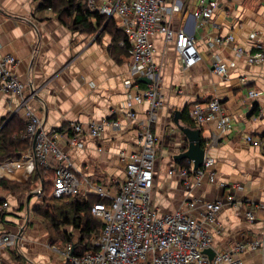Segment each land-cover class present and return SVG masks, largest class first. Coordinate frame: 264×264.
<instances>
[{
    "label": "crops",
    "instance_id": "obj_1",
    "mask_svg": "<svg viewBox=\"0 0 264 264\" xmlns=\"http://www.w3.org/2000/svg\"><path fill=\"white\" fill-rule=\"evenodd\" d=\"M41 1L0 0L1 52L17 60L13 72L25 85L27 101L24 106L20 98L0 94V121L17 116L24 124L26 110H30L42 122L43 131L54 133L58 149L77 172L79 197L94 194L90 185L114 196L125 177L118 153L135 149L136 131L147 123L150 104L143 101L131 109L125 107L133 92L124 86L131 79V59L123 52L122 41L113 52L112 38L102 34V28L95 34L74 32L54 12L37 10ZM176 1L179 11L169 18V26L192 36L202 59L186 69L173 42L158 32L150 36L155 49L153 61L161 68L158 86L162 102L150 126L156 139L151 199L163 215L183 210L185 200L204 203L232 195L235 204L223 206L217 217L221 232L205 227L212 236L209 250L213 254L233 252L243 240L264 237V64L254 66L238 60L226 77H217L211 73L212 57L228 62L233 54L227 47L209 49L208 41L218 34H231L235 44L250 50L251 32L264 33V0H218L212 19L203 26L192 14L210 0ZM113 20L119 30V18L114 16ZM249 90L260 96L250 98ZM211 100H217L231 118V128L225 134L216 130L214 122L194 124L186 111L193 104ZM103 120L118 121L119 128L106 126L94 141L88 125ZM70 123L82 126V148L68 143ZM180 128L199 132L204 155L213 160L209 169L215 175L213 182L204 177L197 183L192 176L168 174L174 167L193 169L191 161L176 160L189 144ZM246 136L258 139L260 145H249L244 141ZM181 161L187 168L181 167ZM48 162L51 169L57 166L51 156ZM42 175L32 148L19 160L0 164V180L20 185L29 182L27 190L0 188V200L9 205L0 214V234L10 233L17 239L14 248L0 253L4 264H67L63 249L79 239L78 230L65 226L61 233L67 234L70 242L52 240L45 221L34 214L33 209L44 198L46 178ZM249 208L254 211L251 223L245 220ZM200 210L197 207L193 214ZM236 256L241 264H264V256L256 252L247 250Z\"/></svg>",
    "mask_w": 264,
    "mask_h": 264
},
{
    "label": "built area",
    "instance_id": "obj_2",
    "mask_svg": "<svg viewBox=\"0 0 264 264\" xmlns=\"http://www.w3.org/2000/svg\"><path fill=\"white\" fill-rule=\"evenodd\" d=\"M88 11L110 18L117 16L125 36L122 46L127 45L130 54L129 74L131 79L124 84L126 90L133 94L128 96L126 108L134 104L149 102L150 108L147 123L136 131L137 143L134 150L118 153L124 166L125 177L116 194L109 196L99 186H89L99 198L110 201L109 205L97 204L91 209L92 217L102 223V229L96 238L95 250L82 255L72 254V246H67L64 255L68 264H241L238 257L247 250L264 256V237L261 239L243 240L236 245L232 252H215L212 260L204 254L212 247V236L205 226H211L216 233L222 227L218 214L225 205H234L232 195L227 194L223 199L201 203L196 200H185L183 210L179 209L170 214L160 215L151 199L153 188V164L156 159V139L151 133L150 126L156 121V112L162 106L159 91V76L161 68L153 61L155 54L150 36L155 32L163 34L168 42H173L174 50L186 69L194 67L201 61V55L196 47L195 39L184 29L174 31L169 26V18L179 11L176 0H83ZM218 0H210L206 5L201 4L192 17L203 26L210 22ZM252 42L250 50L234 43L231 34H218L208 41L209 49L227 47L233 54V59L222 62L218 57L211 59V73L224 78L229 70L236 67L241 60L249 65L264 64V33L252 31L249 35ZM17 60L1 52L0 44V92L21 99L24 98L25 85L16 77L13 70ZM139 78H146L150 84L140 86ZM242 83L245 78H240ZM248 96L257 99L259 92L248 91ZM25 134L34 142V158L42 170L51 169L48 156L57 163L53 169L51 197L62 199L75 197L80 194L81 181L66 154L61 152L56 143V136L39 129L40 119L30 110L25 113ZM188 115L196 125L214 122L216 130L225 134L231 128V118L224 112L217 100L207 103H196L190 106ZM129 117L134 118L133 113ZM106 126L119 128L118 121L103 120L99 124H89L88 134L98 140ZM72 134L68 138L71 147L82 148L80 141L82 126L70 123ZM216 140L213 137L212 142ZM244 141L251 146H258V139L246 136ZM208 146V145H207ZM101 151V149H98ZM213 161L204 155L201 169L172 168L168 174H177L185 178L192 176L199 183L204 177L209 182L214 181V173L209 169ZM87 185V184H86ZM187 185V184H186ZM224 186V184H220ZM197 207L201 210L193 214ZM9 209L6 202L0 205V214ZM247 222L254 221V211L249 208L245 213ZM16 237L10 233L0 234V253L10 250L16 245ZM0 264H4L0 260Z\"/></svg>",
    "mask_w": 264,
    "mask_h": 264
},
{
    "label": "trees",
    "instance_id": "obj_3",
    "mask_svg": "<svg viewBox=\"0 0 264 264\" xmlns=\"http://www.w3.org/2000/svg\"><path fill=\"white\" fill-rule=\"evenodd\" d=\"M37 10H50L54 12L57 18L74 32L95 34L102 28V34H106L112 38L111 51H115L118 42H123L126 39L122 32L116 29L112 19L108 20L98 13L88 11L83 0H42ZM122 49L130 57L128 46L125 45ZM188 109L186 108V111ZM8 118L0 121V128L3 126L0 129V164L9 160H19L23 154L32 148V140L23 138L26 124H23L17 116H13L9 120ZM68 133L72 134V131L69 129ZM262 137L264 138V133ZM180 163L182 168H187L185 165H182V161ZM40 170L42 174L49 175L52 188L53 170L49 169L47 172L42 169ZM0 188L8 191L27 190L29 189V182L19 185L0 180ZM51 199L55 201H67L65 202L66 208L62 210L59 207L57 212H55L54 209L58 206H51L48 202H43L37 205L33 209V212L47 222L46 225L50 236H52V240H60L68 244L70 237L65 233H61V228L71 226L73 229L78 230L80 234L77 242L72 244V254L78 256L87 251L95 250V246L91 243L99 235L103 225L92 217L91 209L97 204L109 205L110 201L99 198L94 194L87 195L84 198L77 195L75 197ZM2 202L0 200V205Z\"/></svg>",
    "mask_w": 264,
    "mask_h": 264
},
{
    "label": "water",
    "instance_id": "obj_4",
    "mask_svg": "<svg viewBox=\"0 0 264 264\" xmlns=\"http://www.w3.org/2000/svg\"><path fill=\"white\" fill-rule=\"evenodd\" d=\"M138 82L144 83L146 85L150 84V81L146 78H139ZM31 92L33 93V95H36L33 90H31ZM41 128H42V122L40 123L39 129ZM180 130L186 136L189 144L187 150L184 153L176 156V160L191 161L193 164V170L196 171L202 166L204 160V150L201 146V139L199 136V132L192 131L189 129H182V128H180ZM32 154L34 155V142L32 143ZM28 199L29 198L27 197L26 199L27 203H28ZM204 254L208 257L209 260H212L214 256V254L210 250H206Z\"/></svg>",
    "mask_w": 264,
    "mask_h": 264
},
{
    "label": "rangeland",
    "instance_id": "obj_5",
    "mask_svg": "<svg viewBox=\"0 0 264 264\" xmlns=\"http://www.w3.org/2000/svg\"><path fill=\"white\" fill-rule=\"evenodd\" d=\"M85 2V1H84ZM113 17L114 16H112V17H110V18H107L108 20L109 19H112L113 20ZM113 23H114V20L112 21ZM119 30L122 32V29H121V27H119ZM122 34H123V32H122ZM124 35V34H123ZM0 94H4V95H9V94H5V93H1L0 92ZM9 96H12V95H9ZM189 110V109H188ZM94 140V139H93ZM95 141V140H94ZM49 157H50V155L48 156V159H49ZM209 159H211V158H209ZM212 160V159H211ZM213 161V160H212ZM54 169V168H53ZM53 169H51V170H53ZM48 170H45V172H47ZM41 175H42V173H41ZM43 176V175H42ZM43 177H45L46 178V181L44 182V187H43V200H41V202H40V204H42L43 202L44 203H46V202H48V204H50L51 206H53V205H55V206H58V207H55V209H54V211L55 212H57V210H58V208L59 207H61L62 208V210H64L66 207H65V202H67V201H55V200H52L51 198V184H50V181H51V178H49V175H44ZM214 178H215V175H214ZM2 181V180H1ZM14 184V183H13ZM20 185V184H19ZM112 197V196H111ZM205 203V202H204ZM45 223L47 224V222L45 221ZM96 238L97 237H95L94 239H93V241H92V245L93 246H95V243H96ZM65 243V242H64ZM63 246H66L65 244L63 245ZM66 249H67V246L65 247V249H63L64 250V252L66 251ZM65 256V255H64ZM65 258H66V256H65ZM66 260H67V258H66ZM67 264H68V262H67Z\"/></svg>",
    "mask_w": 264,
    "mask_h": 264
},
{
    "label": "bare ground",
    "instance_id": "obj_6",
    "mask_svg": "<svg viewBox=\"0 0 264 264\" xmlns=\"http://www.w3.org/2000/svg\"><path fill=\"white\" fill-rule=\"evenodd\" d=\"M15 252V251H14Z\"/></svg>",
    "mask_w": 264,
    "mask_h": 264
}]
</instances>
